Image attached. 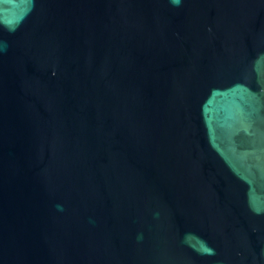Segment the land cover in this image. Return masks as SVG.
<instances>
[{
  "label": "water",
  "instance_id": "95a60500",
  "mask_svg": "<svg viewBox=\"0 0 264 264\" xmlns=\"http://www.w3.org/2000/svg\"><path fill=\"white\" fill-rule=\"evenodd\" d=\"M0 264H264V0H0Z\"/></svg>",
  "mask_w": 264,
  "mask_h": 264
}]
</instances>
